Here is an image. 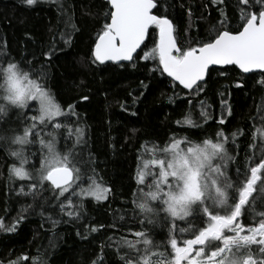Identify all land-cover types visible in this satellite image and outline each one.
<instances>
[{
	"label": "trees",
	"instance_id": "1",
	"mask_svg": "<svg viewBox=\"0 0 264 264\" xmlns=\"http://www.w3.org/2000/svg\"><path fill=\"white\" fill-rule=\"evenodd\" d=\"M160 2L168 6L160 14L172 19L178 40L195 43L212 35L211 29L219 27L218 22L223 19L219 8L227 13V28H239L237 0H224L219 6L212 0ZM105 3V0H41L29 7L24 0H0V53H7L17 61L27 58L36 68H45L47 86L56 101L65 108L75 105L79 119L74 117L70 123L73 128L83 127L86 131L82 155L85 159L91 157L98 182L111 188L107 200L85 199L79 219L69 218L59 211L49 192L44 191L36 200L20 192L22 185L24 192H28L30 182L9 178L14 160L6 141L0 140V220L5 227L19 220L15 231L0 230V264L9 260H19V264H31L33 260L36 264L41 261L121 264L120 254L124 250L118 253V242L121 238L133 239L131 233L141 228L132 201L137 191V157L147 156L150 149L141 146L149 142L163 145L173 135L198 141L214 137L222 129L230 138L229 151L234 149V159L228 164V174L233 178L242 175L250 163H256L264 154L260 142L252 139L264 111V85L260 83L264 73L246 75L232 66L221 75L220 69L212 68L204 90L195 94L176 83L174 86L157 69L158 61L144 60L141 51L130 64H94L91 53L108 11ZM259 7L257 3L252 10ZM189 9L191 16L187 14ZM90 12L94 15H89ZM69 15L78 28L70 44L65 43V32L72 31L65 27ZM155 40L150 29L145 51L154 47ZM47 52H52L51 60L45 59ZM201 102L213 119L200 128L178 126L176 122L189 114L192 120L200 122ZM221 117L225 120L223 124L218 123ZM8 120L15 124L14 128L18 127L16 116L10 112L5 122L0 123V134H12L5 131ZM234 132L240 134L233 142ZM58 139L61 151L71 144L64 135ZM253 143L257 144L255 149L251 147ZM39 149V143L27 146L26 167L30 170L39 167L42 155ZM72 200L79 203L77 197ZM261 210L264 200L257 199L255 210L250 208L245 214V224L258 220L255 213ZM177 224L185 226V222ZM147 227L155 241L162 244L166 241L168 230L161 223Z\"/></svg>",
	"mask_w": 264,
	"mask_h": 264
},
{
	"label": "snow or ice",
	"instance_id": "2",
	"mask_svg": "<svg viewBox=\"0 0 264 264\" xmlns=\"http://www.w3.org/2000/svg\"><path fill=\"white\" fill-rule=\"evenodd\" d=\"M40 2L24 0L29 7ZM212 3L219 6L224 0ZM257 3L260 7L253 11ZM105 7L108 11L91 53L94 64L131 61L143 45L144 60L158 61L157 69L170 77L174 86L178 82L195 94L204 90L206 85L201 82L213 66H219L221 75L230 70L229 66L243 73L264 72V0H237L240 24L236 30L227 28V13L219 8L223 17L218 22L220 26L195 43L178 40L172 19L160 14L168 7L160 0H106ZM187 14L192 15L191 9ZM65 27L72 29L65 32V43L70 44L73 32L78 30L70 15ZM150 29L156 40L154 47L145 51ZM44 56L51 60L52 52ZM260 83L264 85V80ZM30 111L35 114L29 115ZM10 112L16 116L18 127H10L12 121L8 120L5 131L12 134H0V140L6 141L14 160L9 178L30 182L28 192H24L23 185L20 187L22 194L36 200L47 191L59 211L73 219H79L85 199L97 202L108 199L111 188L98 182L91 157L85 159L82 155L86 131L83 127L73 128L70 123L74 117L79 119L75 105L65 108L56 101L47 86L43 66L36 68L27 58L17 61L7 53H0V123L5 122ZM228 112L231 114L230 109ZM200 117L197 122L189 114L176 123L181 128L207 124L213 117L203 102ZM260 120L252 139L264 148V111ZM218 123H225L224 118ZM238 134L232 133L233 142ZM60 135L66 141L71 140L63 151L58 147ZM229 142V135L218 129L214 137L198 141L173 135L163 145L149 142L141 146L150 149L147 156L137 157L135 171L137 191L132 203L141 228L131 233L133 239L121 238L118 242V253L124 250L120 254L121 264H264V210L255 213L259 217L255 222H244L248 209L255 210L257 199L264 200V154L256 163H250L242 175L233 178L228 174V164L234 159ZM35 143H39L42 155L39 167L30 170L26 167L29 159L25 153L27 146ZM251 147L255 149L257 144ZM89 172L92 174L88 175ZM72 197H77L79 203H74ZM177 221L185 222V226H178ZM158 222L168 230L163 244L154 240L147 227ZM18 223L19 220L5 227L0 220V230L13 232ZM7 264H19V260H9ZM31 264H36L35 260Z\"/></svg>",
	"mask_w": 264,
	"mask_h": 264
},
{
	"label": "water",
	"instance_id": "3",
	"mask_svg": "<svg viewBox=\"0 0 264 264\" xmlns=\"http://www.w3.org/2000/svg\"><path fill=\"white\" fill-rule=\"evenodd\" d=\"M106 1V0H105ZM149 32H150V30H149ZM147 41H145V43H146ZM143 48V45L141 46V49ZM141 49H138L137 50V52L136 53H134V55H133V59L132 60H134L135 59V57L140 53V51H141ZM121 61L119 64H117V63H115V62H111V61H109V62H106L107 64H115V65H123V64H130L131 62H133V61ZM98 63V62H97ZM105 63V64H106ZM229 67H232V66H229ZM235 67V66H234ZM213 68H218L219 69V66H213ZM210 69H212V68H210ZM209 69V70H210ZM237 70H239L238 68H237ZM240 71V70H239ZM241 72V71H240ZM241 73H243V72H241ZM252 73H264V72H261L260 70H254ZM252 73H243V74H246V75H248V74H252ZM166 75V74H165ZM167 76V75H166ZM168 77V76H167ZM168 78H170V77H168ZM171 79V78H170ZM172 80V79H171ZM206 80H207V77H206ZM205 80V81H206ZM205 81H202L201 83H205ZM176 84L178 85V82H176ZM181 88H182V86H180ZM185 90H187V89H185ZM187 91H189V90H187Z\"/></svg>",
	"mask_w": 264,
	"mask_h": 264
},
{
	"label": "rangeland",
	"instance_id": "4",
	"mask_svg": "<svg viewBox=\"0 0 264 264\" xmlns=\"http://www.w3.org/2000/svg\"><path fill=\"white\" fill-rule=\"evenodd\" d=\"M35 114L34 112L30 111L29 115ZM15 124L12 123L10 127L14 128Z\"/></svg>",
	"mask_w": 264,
	"mask_h": 264
}]
</instances>
